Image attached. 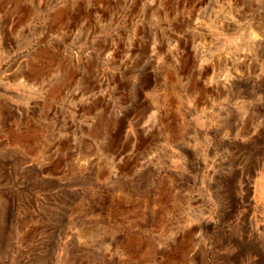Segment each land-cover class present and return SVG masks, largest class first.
<instances>
[{"label": "rangeland", "instance_id": "obj_1", "mask_svg": "<svg viewBox=\"0 0 264 264\" xmlns=\"http://www.w3.org/2000/svg\"><path fill=\"white\" fill-rule=\"evenodd\" d=\"M0 264H264V0H0Z\"/></svg>", "mask_w": 264, "mask_h": 264}, {"label": "bare ground", "instance_id": "obj_2", "mask_svg": "<svg viewBox=\"0 0 264 264\" xmlns=\"http://www.w3.org/2000/svg\"><path fill=\"white\" fill-rule=\"evenodd\" d=\"M58 21V20H57ZM41 64V63H40ZM43 64V63H42ZM40 66V65H39ZM64 81V80H63ZM65 82V81H64ZM61 83V82H60ZM59 84V83H58ZM63 88V87H62ZM57 89V88H56ZM56 91V90H55ZM52 93V92H51Z\"/></svg>", "mask_w": 264, "mask_h": 264}]
</instances>
